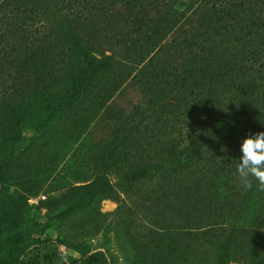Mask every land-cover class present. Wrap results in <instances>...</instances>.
<instances>
[{"label":"rangeland","instance_id":"rangeland-1","mask_svg":"<svg viewBox=\"0 0 264 264\" xmlns=\"http://www.w3.org/2000/svg\"><path fill=\"white\" fill-rule=\"evenodd\" d=\"M245 11L223 44L237 45L233 50L252 59L264 23L251 31L255 22L244 20ZM47 49L57 50V57L68 54ZM235 57L239 67L244 58L239 53ZM38 79L40 75V84ZM259 81L264 84V78ZM127 83L110 97L95 88L99 107L84 106L51 135L40 130L43 142L22 141L10 154L0 151V248L14 232L29 231L38 243L23 257L38 254V264H46L41 257L47 253L54 255L50 264H59L61 253L69 254L70 264H81L95 252H103L109 264H221L226 242L228 264L258 262L264 256V192L255 185L242 188L234 157L248 135L264 132V90L191 91L169 77L162 98L153 97L149 108L139 104V90ZM30 91L35 96L41 87ZM176 91L180 107L187 108L178 131L176 112L158 111L163 104L176 111ZM120 129H125L124 148L110 135ZM188 147V166L170 175L153 172L162 156L171 150L182 154ZM148 163L152 170L146 174ZM178 181L189 187L177 188L187 194L189 216H176ZM33 247L37 250L30 253Z\"/></svg>","mask_w":264,"mask_h":264},{"label":"trees","instance_id":"trees-1","mask_svg":"<svg viewBox=\"0 0 264 264\" xmlns=\"http://www.w3.org/2000/svg\"><path fill=\"white\" fill-rule=\"evenodd\" d=\"M262 4L264 0H0V151L10 154L22 141L27 145L33 140L37 145L43 142L40 130L47 129L51 135L63 122L79 116L84 106L99 107L94 101L97 87L98 94L110 97L128 81L139 90V104L149 108L153 97L162 98L168 87L164 80L169 77L191 91L200 88L210 93L237 87L263 92L259 80L264 78V35L255 39L252 59L241 49L233 50L237 45L223 44L225 34L234 32L243 21L244 10V20L255 22L251 31L261 29ZM52 46L64 49L67 56L57 57V50L47 49ZM236 53L244 58L239 67ZM39 69L45 71L40 74ZM37 86L41 92L32 96L30 90ZM179 96L176 91V111L165 104L158 110L176 112V131L182 129L179 117L187 111L180 107ZM119 112L122 116L124 111ZM260 125L264 130L262 119ZM110 135L124 148L125 129ZM191 152L189 147L184 154L169 151L153 172L170 175L188 166L190 155L185 154ZM240 156L234 159L239 161ZM145 168L146 174L152 170L149 163ZM183 184L176 182V216H189L187 194L177 189L189 190ZM37 243L29 231L14 232L0 248V264H38V254L23 257ZM229 246V242L222 245L221 264H228ZM53 259L52 253L41 257L46 264ZM81 264L109 261L103 252H95ZM252 264H264V256Z\"/></svg>","mask_w":264,"mask_h":264},{"label":"clouds","instance_id":"clouds-1","mask_svg":"<svg viewBox=\"0 0 264 264\" xmlns=\"http://www.w3.org/2000/svg\"><path fill=\"white\" fill-rule=\"evenodd\" d=\"M241 156L236 165L240 185L245 191L264 192V132L248 135L240 146ZM59 264H70L69 254L61 253Z\"/></svg>","mask_w":264,"mask_h":264}]
</instances>
